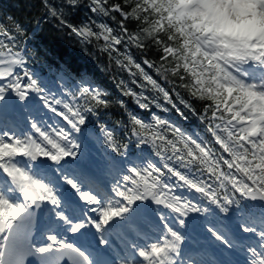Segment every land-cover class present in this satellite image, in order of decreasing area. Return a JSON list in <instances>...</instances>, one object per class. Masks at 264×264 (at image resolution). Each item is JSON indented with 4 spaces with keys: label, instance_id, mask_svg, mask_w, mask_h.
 Masks as SVG:
<instances>
[{
    "label": "snow or ice",
    "instance_id": "obj_1",
    "mask_svg": "<svg viewBox=\"0 0 264 264\" xmlns=\"http://www.w3.org/2000/svg\"><path fill=\"white\" fill-rule=\"evenodd\" d=\"M202 7L203 0H92V11L103 9L116 26L74 31L107 54L117 101L89 84L49 95L13 46L20 37L0 29V173L9 185L0 190V231L14 229L13 248L28 251L27 225L15 222L42 203L81 238L77 247L51 237L72 264H184L181 228L193 214H227L251 200L261 202L251 211L264 215V38L225 46L202 25ZM114 104L124 114L112 126L104 115ZM41 108L47 121L31 115ZM189 119L198 131L184 126ZM243 231L262 241L248 248L250 264H264V229Z\"/></svg>",
    "mask_w": 264,
    "mask_h": 264
},
{
    "label": "trees",
    "instance_id": "obj_2",
    "mask_svg": "<svg viewBox=\"0 0 264 264\" xmlns=\"http://www.w3.org/2000/svg\"><path fill=\"white\" fill-rule=\"evenodd\" d=\"M0 13L9 15L11 20L17 23V36L22 38L26 35L25 31L30 32L34 27H38L40 43L50 50L51 54L48 55L52 59L65 60L68 67L79 64L95 71L104 89L108 93L118 94L117 100L122 98L118 83L108 66L107 54L101 53L95 44H80L73 34V29L80 26H116V19L110 17L103 9L95 13L92 11V0H0ZM134 55L139 59L142 53L134 50ZM127 103L129 109L135 112L136 106L133 102L128 100ZM106 112L111 116L109 118L112 122L114 118L124 114L118 104H114Z\"/></svg>",
    "mask_w": 264,
    "mask_h": 264
},
{
    "label": "rangeland",
    "instance_id": "obj_3",
    "mask_svg": "<svg viewBox=\"0 0 264 264\" xmlns=\"http://www.w3.org/2000/svg\"><path fill=\"white\" fill-rule=\"evenodd\" d=\"M185 3H190L191 0H185ZM253 0H203V7L198 18L201 23L206 22L207 19L212 20V25L215 27L225 40V43L230 46L229 41L234 40L236 43H242L245 37L240 36L242 31H246L247 28L242 27L241 19H246L247 8L253 7ZM207 6V8H206ZM236 13H239L240 17L237 19ZM210 22V21H209ZM240 25V26H239ZM210 28V27H209ZM61 87H59V92ZM96 144L94 145V147ZM185 227V226H184ZM187 231V229H183Z\"/></svg>",
    "mask_w": 264,
    "mask_h": 264
},
{
    "label": "bare ground",
    "instance_id": "obj_4",
    "mask_svg": "<svg viewBox=\"0 0 264 264\" xmlns=\"http://www.w3.org/2000/svg\"><path fill=\"white\" fill-rule=\"evenodd\" d=\"M241 26L246 29L245 33H251L252 35L257 34L263 30L264 26V13L257 11L254 17H246V19H241Z\"/></svg>",
    "mask_w": 264,
    "mask_h": 264
}]
</instances>
